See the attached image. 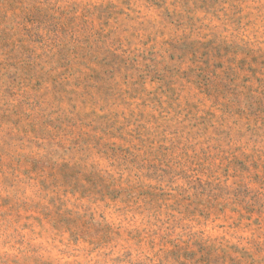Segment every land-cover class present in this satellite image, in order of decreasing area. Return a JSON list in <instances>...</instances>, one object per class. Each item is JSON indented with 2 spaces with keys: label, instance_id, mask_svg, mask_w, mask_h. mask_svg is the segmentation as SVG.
<instances>
[{
  "label": "rangeland",
  "instance_id": "1",
  "mask_svg": "<svg viewBox=\"0 0 264 264\" xmlns=\"http://www.w3.org/2000/svg\"><path fill=\"white\" fill-rule=\"evenodd\" d=\"M0 264H264V0H0Z\"/></svg>",
  "mask_w": 264,
  "mask_h": 264
}]
</instances>
